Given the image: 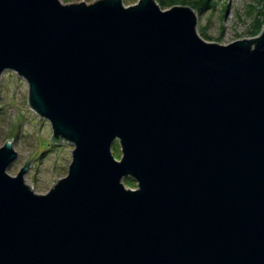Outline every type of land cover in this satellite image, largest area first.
<instances>
[{"label":"water","instance_id":"obj_1","mask_svg":"<svg viewBox=\"0 0 264 264\" xmlns=\"http://www.w3.org/2000/svg\"><path fill=\"white\" fill-rule=\"evenodd\" d=\"M197 25L157 0H0V77L74 144L43 194L0 147V264H264V29Z\"/></svg>","mask_w":264,"mask_h":264},{"label":"rangeland","instance_id":"obj_2","mask_svg":"<svg viewBox=\"0 0 264 264\" xmlns=\"http://www.w3.org/2000/svg\"><path fill=\"white\" fill-rule=\"evenodd\" d=\"M62 3L83 0H60ZM90 3L95 0H85ZM193 4L175 3L163 7V10L176 4L188 5L197 12V31L204 39L220 44L234 40L259 36L253 33L258 22L264 18V0H207L208 7L200 11L196 4L202 0H187ZM138 0H123L125 5H132ZM195 3V4H194ZM29 85L16 71L6 70L0 77V147L7 140L13 141L18 157L10 164L7 171L16 175L32 160L24 175L25 182L36 193H46L53 184L64 177L72 161L74 144L64 139L55 143L53 128L49 119L36 113L28 102ZM115 157L121 159V146L115 141L112 146ZM127 187L136 188L137 181L124 178Z\"/></svg>","mask_w":264,"mask_h":264},{"label":"trees","instance_id":"obj_3","mask_svg":"<svg viewBox=\"0 0 264 264\" xmlns=\"http://www.w3.org/2000/svg\"><path fill=\"white\" fill-rule=\"evenodd\" d=\"M163 7H166L168 5H173L175 3H180L183 2V4H193L192 1H187V0H157ZM208 1L207 0H202L200 3L196 4V7H198L199 9L205 10L208 7ZM195 4V3H194ZM263 22H264V18L263 20H260V22H258V26L254 29L253 33H259L262 26H263ZM128 180H131V177H127Z\"/></svg>","mask_w":264,"mask_h":264}]
</instances>
